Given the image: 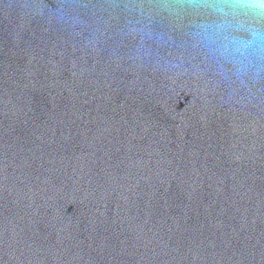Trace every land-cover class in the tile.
Here are the masks:
<instances>
[{"label": "water", "instance_id": "obj_1", "mask_svg": "<svg viewBox=\"0 0 264 264\" xmlns=\"http://www.w3.org/2000/svg\"><path fill=\"white\" fill-rule=\"evenodd\" d=\"M0 264H264V0H0Z\"/></svg>", "mask_w": 264, "mask_h": 264}]
</instances>
